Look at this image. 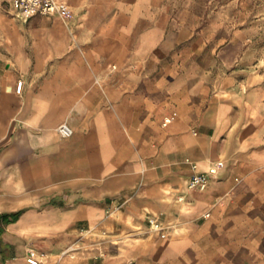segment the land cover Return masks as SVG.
<instances>
[{"label":"crops","instance_id":"crops-1","mask_svg":"<svg viewBox=\"0 0 264 264\" xmlns=\"http://www.w3.org/2000/svg\"><path fill=\"white\" fill-rule=\"evenodd\" d=\"M58 1L0 0V264H264V73L167 0Z\"/></svg>","mask_w":264,"mask_h":264},{"label":"rangeland","instance_id":"rangeland-1","mask_svg":"<svg viewBox=\"0 0 264 264\" xmlns=\"http://www.w3.org/2000/svg\"><path fill=\"white\" fill-rule=\"evenodd\" d=\"M167 2L171 18L185 20L187 25L196 21L203 49L202 66L214 65L209 52L216 50L219 68L249 67L264 73V0Z\"/></svg>","mask_w":264,"mask_h":264},{"label":"built area","instance_id":"built-area-1","mask_svg":"<svg viewBox=\"0 0 264 264\" xmlns=\"http://www.w3.org/2000/svg\"><path fill=\"white\" fill-rule=\"evenodd\" d=\"M10 2L15 14L25 21L39 14L46 16L58 15L62 18H70L73 14L67 3L58 0H10ZM23 84V81L19 82L18 91L22 90ZM59 131L63 136H71L73 134V130L66 124H63L59 128ZM221 166H223V162H218L209 172L196 174L190 182V187L205 189L210 183L211 175L215 174ZM209 215L207 214V216ZM150 222L155 230H163V226L159 220L153 218ZM162 236L165 237L166 233H162ZM29 262L30 264H40V261L35 257L30 258Z\"/></svg>","mask_w":264,"mask_h":264},{"label":"trees","instance_id":"trees-1","mask_svg":"<svg viewBox=\"0 0 264 264\" xmlns=\"http://www.w3.org/2000/svg\"><path fill=\"white\" fill-rule=\"evenodd\" d=\"M9 221H10V220H9L8 217L5 216V217L3 218V217L0 216V226H1V224H2L3 222H4V223H8Z\"/></svg>","mask_w":264,"mask_h":264}]
</instances>
